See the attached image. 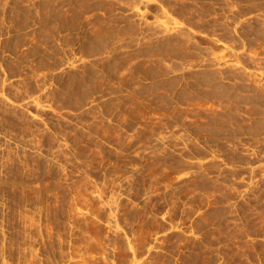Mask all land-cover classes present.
<instances>
[{
  "label": "rangeland",
  "instance_id": "374dc122",
  "mask_svg": "<svg viewBox=\"0 0 264 264\" xmlns=\"http://www.w3.org/2000/svg\"><path fill=\"white\" fill-rule=\"evenodd\" d=\"M0 264H264V0H0Z\"/></svg>",
  "mask_w": 264,
  "mask_h": 264
}]
</instances>
